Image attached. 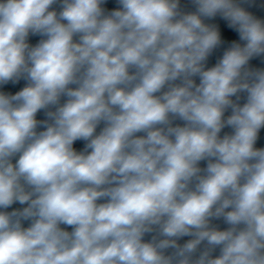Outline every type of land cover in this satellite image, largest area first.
<instances>
[{"label":"clouds","instance_id":"1","mask_svg":"<svg viewBox=\"0 0 264 264\" xmlns=\"http://www.w3.org/2000/svg\"><path fill=\"white\" fill-rule=\"evenodd\" d=\"M0 264H264V0H0Z\"/></svg>","mask_w":264,"mask_h":264}]
</instances>
